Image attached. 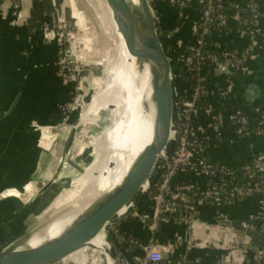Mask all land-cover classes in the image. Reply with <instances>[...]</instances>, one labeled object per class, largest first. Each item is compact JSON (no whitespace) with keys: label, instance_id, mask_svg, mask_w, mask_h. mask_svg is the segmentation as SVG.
I'll use <instances>...</instances> for the list:
<instances>
[{"label":"crops","instance_id":"1","mask_svg":"<svg viewBox=\"0 0 264 264\" xmlns=\"http://www.w3.org/2000/svg\"><path fill=\"white\" fill-rule=\"evenodd\" d=\"M190 1V5L184 8L186 11L183 10L175 19V8L169 0H150L158 30L161 33L160 30L167 29L162 35L170 42L167 49L175 56L185 53L187 41L190 40L189 26L195 18L191 13L196 10V1ZM226 1L238 6L249 0ZM253 1L264 8V0ZM74 3L72 0H17L15 3L0 0V247L11 243L24 245L33 228H37L35 233L41 230V235H44L47 231L43 229L48 227L52 218L48 213L56 211L59 200L71 203L77 198L74 194H65L70 189L68 186L78 183L76 179L82 178L81 172L86 169V163L93 165L101 153L99 150L94 155L93 146L87 145L81 135L75 136L73 133H61L57 155L49 152L52 139L50 132L62 116L60 107L72 96V84L63 83L57 75L55 17L75 19L82 28L83 37L87 38L84 39L87 46L84 56L100 59L99 51L93 47L96 40L94 31L90 36L85 29V25L90 27L91 24L76 13L78 8L73 7ZM72 9H75V16L71 13ZM262 12L245 69L233 72L231 77L232 91L221 97H206V103H212L214 108L223 113H232V109L240 107L247 110L249 117L253 115L250 118L253 123H258L262 117L260 113H264ZM232 27L229 34L223 35L220 30H216L212 37L220 41L224 48L241 51L247 45L248 38L239 28ZM104 78L100 80L103 86L107 81ZM225 81V76L218 71L208 73L210 88H222ZM75 118L76 113L72 112L69 120ZM226 122L223 121L220 133L221 143L215 145L212 140V149L209 151L211 160L220 165H230L264 151V128L259 132L236 136L233 131L229 132ZM87 173L92 176V170ZM86 182L89 186L88 179ZM46 184L48 186L41 191ZM61 185L66 189L59 188ZM146 202L144 199L139 203L141 210L150 209ZM258 202L256 195H253L217 206L221 213L217 216L211 215L208 209L210 214L199 211V215L205 217H225L230 221L229 224L201 221L207 225L197 223L188 230L184 224H180L179 231L176 229L175 233H169L164 229L160 236H169L171 239L166 241L178 243L173 247L171 256L177 258L178 255H185L193 264H264V249L247 248L244 244L248 241L245 233L232 227L233 218L256 211ZM132 212L121 218L128 221L132 217L137 225L131 229L138 238L146 240L150 235L153 236L154 229L143 226ZM158 223L155 229L159 228ZM214 239L218 240L217 244L213 242ZM82 252L74 257L79 260ZM127 254L132 257V254ZM163 261L155 264H170ZM63 264H72L71 259Z\"/></svg>","mask_w":264,"mask_h":264},{"label":"built area","instance_id":"2","mask_svg":"<svg viewBox=\"0 0 264 264\" xmlns=\"http://www.w3.org/2000/svg\"><path fill=\"white\" fill-rule=\"evenodd\" d=\"M11 1L15 3L14 0ZM148 1L150 3V0ZM199 1L202 2L201 10H198L197 18L189 26L191 40L186 44L185 53L175 56L164 43L172 65L175 121L169 147L162 153L161 160L148 180L143 194L144 199L150 203L148 205L153 217H144L136 211L131 214L150 230L155 229L156 222L160 220L156 216L158 208L169 211V220L177 222L182 218L186 220L189 227H194L197 223L206 226L207 224L201 221L184 218L180 213L185 211L191 215H199L197 204L220 206L256 195L259 208L249 212L239 222L249 239L250 233L259 235L264 232V185L256 180L255 176V173L259 172L258 178H261V173H264V153L255 154L249 164L241 165L239 169L237 168L238 172H235L228 165L213 162L209 157L208 149L212 140L216 139L218 145L221 143L220 133L224 120L230 122L234 135L243 136L251 132H259L261 128H264V115L258 121V127L255 128L245 112L239 110L232 113L220 112L212 103H206V97L208 95L221 97L232 91L231 77L233 72L245 69L247 56L253 49L258 21L262 11L264 14V8L253 0L238 6L228 4L226 0H198L196 3ZM169 2L181 8L191 3L190 0H169ZM244 6L251 14L250 18L243 15L246 9ZM232 11L234 13L227 15ZM228 21L232 26L236 24V27L248 38L247 45L241 51L224 48L217 40L205 41L207 33L213 34ZM53 22L57 31V75L63 83L72 84V96L69 101L61 105L62 116L50 132L52 139L49 151L52 155L58 150L61 133L73 131L76 136H80L89 128L91 122L90 104L85 90L90 79L84 71V62L81 59L83 48L79 46L81 28L76 20L65 16H56ZM211 39L214 38L211 37ZM205 46L208 50H203ZM210 71H218L225 76L224 87H209L208 73ZM176 79L179 80L177 86ZM200 102L204 103L203 107L199 106ZM72 112L76 113L73 121L69 120ZM200 113L203 114V118H199ZM186 173L189 174V178L178 180L179 175ZM240 173L245 178L243 184L235 179L236 174ZM147 218L150 221L146 220ZM111 230V240L107 241L104 247L109 251V255L101 248L103 244L100 241L97 248L92 246L91 252L87 249L83 250L86 255L83 264H128L113 243L114 240L120 243L115 234L117 231L115 224L112 225ZM105 236L106 234L103 238ZM128 242L140 251L131 257L136 264L157 263L163 259L167 263H173L169 258L172 246L168 241H160L150 235L146 240L132 237ZM213 242L217 244L218 240L214 239ZM77 260V257H72L71 263L78 264ZM174 263L188 264L184 256Z\"/></svg>","mask_w":264,"mask_h":264},{"label":"water","instance_id":"3","mask_svg":"<svg viewBox=\"0 0 264 264\" xmlns=\"http://www.w3.org/2000/svg\"><path fill=\"white\" fill-rule=\"evenodd\" d=\"M109 9L122 23L135 42L138 55L148 72L151 108L145 112L151 120V139L143 149L130 159L125 154L126 171L121 180L112 186L106 196L97 202L75 227H64L55 236L47 233L42 241L31 246L13 243L0 247V264H63L78 252L91 246L99 235L111 236V227L115 221L129 211H136L144 217L152 218L149 209L141 210L138 205H129L134 196L144 190L161 160V155L169 147L170 136L175 121V96L172 78V65L161 40L157 23L148 0H106ZM264 56V49L261 57ZM258 93L260 91L258 90ZM107 107L115 108L112 103ZM143 109V107H142ZM79 128V127H78ZM48 184L41 188L44 190ZM145 196H143L144 200ZM129 205V206H128ZM182 217L209 223H225V217H205L181 212ZM156 216L169 221L170 213L158 208ZM111 240V239H109ZM249 243L264 249V239L255 233L249 234ZM117 250L128 264H136L127 254L122 245L114 240ZM108 255L109 251L101 247Z\"/></svg>","mask_w":264,"mask_h":264},{"label":"bare ground","instance_id":"4","mask_svg":"<svg viewBox=\"0 0 264 264\" xmlns=\"http://www.w3.org/2000/svg\"><path fill=\"white\" fill-rule=\"evenodd\" d=\"M110 13L117 35V48L115 58L108 68L110 76L107 77L103 94L116 87L120 93V103L113 109L110 107L109 112L114 117L110 118L111 122L104 130L102 152L97 156L95 168L92 171L93 176H95H92L89 185L92 187V192L79 204L71 208L67 217L56 219L43 229V231L49 232V236H55L64 227H75L85 219L90 209L102 200L112 186L117 184L124 176L127 168L125 154L128 152L131 159L151 139V120L142 109L143 103L151 108L147 68L142 64L135 42L129 32L111 9ZM106 105L108 104L105 103ZM95 169L96 173H94ZM141 193H144L143 189ZM41 233L42 231L38 230L31 235L26 244L31 246L39 244L43 240L40 237ZM109 239V235L103 238V234H99L93 240L91 246L95 242L99 244L102 241L103 247H105ZM85 259L86 255L82 252L77 263L83 264Z\"/></svg>","mask_w":264,"mask_h":264},{"label":"rangeland","instance_id":"5","mask_svg":"<svg viewBox=\"0 0 264 264\" xmlns=\"http://www.w3.org/2000/svg\"><path fill=\"white\" fill-rule=\"evenodd\" d=\"M72 1L75 2L73 7L78 8L77 9L78 12L76 13H79V15H81L80 17L81 19H83V21L91 24L90 26L91 30L90 27L86 25H85V29L90 36L93 35L92 30L94 31L96 40L95 43L93 44V47L94 49H96V51H99V55H100V59L99 57L95 58L92 56H84V51L86 50L87 47L84 39L87 38L85 36L83 37L84 33H82V28L80 27L81 31L79 32V35L81 37L80 39L81 43L79 46L80 48L81 47L83 48L81 59L84 62V71L85 73H87L86 75H88L90 79L89 85L85 90L87 92V101H89L90 104L89 112L91 114L90 126L88 129L83 131V134L80 137L84 138V140L87 142V145L93 146V148L95 149L94 155H96V153L99 150L102 152L101 148L104 139L105 127L110 124L111 122L110 118L114 117V115H112V113L109 112L110 107H107V105L105 106V103H112V104L114 103L116 106L119 105L120 103L119 90L116 87H113L112 89L107 91L106 94H103L105 85L103 86V84L100 82L102 78L105 77L104 79H106L107 77L110 76L108 72V68L116 55L117 35L112 20V16L110 13V9L108 7L106 0H72ZM71 13L73 16H75V9H72ZM99 95H101L102 98H98ZM142 106L145 112L149 111V107H147L146 104L143 103ZM72 133L73 135H75L73 131ZM57 153L58 151L54 153V156L57 155ZM95 164H96V160L94 161L93 165L86 163V169L81 172L83 173L82 178L80 180H78L77 178L76 181L79 182L71 183V187L68 186V188L70 189L65 192V194L71 193L74 194V196L76 195L77 198H79V200L76 198L73 201H71V203L67 201L63 202L62 200L61 201L59 200L58 202L59 205L57 206L56 211L54 210L48 213V215L52 217L50 219L51 223L56 219L65 218V216L67 217L70 213V209L76 206L77 204H79L84 198H86L92 192V187L86 184L87 183L86 180L87 179L89 180V185H90L91 183L90 180L92 179L93 174L92 176H90V174L89 176H87L88 175L87 171L88 170L93 171L95 168ZM94 173H96V169ZM59 188L66 189V187H62V185L59 186ZM143 194L144 193H141V191H139L130 201L129 205H138L141 202V199H143L144 196ZM36 230L37 228L36 229L33 228V230L31 231L32 235L35 234ZM31 233H29L28 236H30ZM46 234L47 232L44 235H41L40 237H44ZM93 246L97 248L98 244H96L95 242ZM86 249L88 252H91L92 246H89Z\"/></svg>","mask_w":264,"mask_h":264},{"label":"trees","instance_id":"6","mask_svg":"<svg viewBox=\"0 0 264 264\" xmlns=\"http://www.w3.org/2000/svg\"><path fill=\"white\" fill-rule=\"evenodd\" d=\"M15 2H16V0H14ZM195 1H198V0H195ZM201 5H202V2H197L196 3V6H195V9L196 10H194L191 14L192 15H194L195 16V18H194V20L197 18V16H198V10L200 11L201 10ZM174 8H175V19H177V17H178V15L181 13V12H183V10L184 11H186L184 8H181V7H179L178 5H176V4H174V6H173ZM245 7V6H244ZM246 8V7H245ZM232 13H234V11H232V12H230V13H227V15H231ZM243 15L244 16H247V17H251V14H250V12H249V10L246 8L244 11H243ZM191 21V20H190ZM157 23V29H159V27H158V22H156ZM189 23V22H188ZM233 25L235 24V23H232ZM234 26H236V24L234 25ZM187 29H188V26H187ZM233 29V27L231 26V23L228 21L227 23H225L224 25H222L221 27H220V31H221V34H223V35H226V34H229L230 32H231V30ZM159 31V30H158ZM161 31V33H159V35H160V37H161V40L163 41V43H165V47L167 48L168 47V45L170 44V42L169 41H167L166 39H165V37H163V35H165L164 33H165V31H167V29H164V30H160ZM189 31H190V29H189ZM162 33H163V35H162ZM211 37H212V33L211 32H209V33H207L206 34V36H205V41H212V42H215L214 40L215 39H211ZM188 38L191 40V33L190 34H188ZM209 39H211V40H209ZM189 41H187V43H188ZM203 50H208V47L207 46H205L204 47V49ZM245 65H246V63H245ZM178 82H179V80L178 79H176L175 80V84H176V86H177V84H178ZM203 105H204V103H202V102H200V107H203ZM238 109L239 108H236V109H232V112H235V111H238ZM239 110H241L242 112H245V113H248V111L247 110H245V109H243V108H241L240 107V109ZM260 115L261 116H263L264 115V113H260ZM251 117H253V115H250ZM250 117V118H251ZM199 118H203V114L202 113H200L199 114ZM252 119V118H251ZM252 123V122H251ZM226 124V127H227V129L229 130V132L230 131H233V127L230 125V122H226L225 123ZM252 125H253V127H255V128H257L258 127V123H252ZM231 126V127H230ZM206 141V140H205ZM210 142V141H209ZM211 143L212 142H210V145H209V149H208V153H209V151L212 149L211 148ZM215 145L217 144L218 145V143H217V140L215 139L214 140V142H213ZM215 147H213V149H214ZM259 153H264V151H260ZM210 155V154H209ZM252 158H253V156L250 158V159H248V160H241V161H238V162H236V163H233V164H230V165H228V166H230L232 169H234V171L236 172H238V170H237V168L239 169V167H241V165H244V164H246V163H250L251 162V160H252ZM213 162H215V160H213ZM259 172H256L255 173V176H256V180H258V181H261L260 183L262 184V185H264V173H261V175H262V177L261 178H258V176H259ZM190 176H189V174L188 173H186L185 175H179L178 176V180H183V179H186V178H189ZM235 179H236V181L238 182V183H240V184H243L244 183V181H245V178L242 176V173H240V174H236V177H235ZM253 196V195H252ZM257 197V196H256ZM243 199V198H242ZM238 200H240V199H238ZM147 203V205L148 204H150V203H148V201L146 202ZM205 207V208H204ZM197 208H198V211H200V212H202V213H211V215H215V216H217V215H219V214H221L220 213V211H218V207H212V206H204L203 204H197ZM207 209L209 210V212L207 211ZM209 213V214H210ZM174 216V215H173ZM177 215H175V217H176ZM245 217V216H244ZM244 217H239V218H233L232 219V227L235 229V230H237V231H243V229H242V227L240 226V224H239V222H240V220L242 219V218H244ZM129 218V217H128ZM132 217H130L129 219L130 220H126L125 218H121V219H119V220H117V221H115V228H116V237H117V239L120 241V243H121V245H122V247L126 250V252L127 253H129V254H138V252H140L135 246H132L131 244H130V242H128V240L130 239V238H132V237H138L136 234H135V232H134V230H132L131 229V227H134L133 225H137V223L136 222H133L132 221V219H131ZM146 220H148V221H150V219H146ZM161 221V222H160ZM157 222H159L158 223V225H159V228H157V229H154V231H153V237L154 238H156V239H158V240H160V241H166V240H168V239H171V237H169V236H160L161 235V233H163V231H164V229H165V231H167V232H169V233H175L177 230L176 229H178V231H179V226H180V224L182 225V224H184L185 225V227L184 228H186L187 230L189 229V225L187 224V222H186V220H184V219H179L176 223H172L171 221H163V220H158ZM188 226V228H187V226ZM255 232V231H254ZM189 233V232H188ZM258 233V232H257ZM259 236H261L263 239H264V232L263 233H260L259 234ZM168 237V238H167ZM173 237H177V236H174L173 235ZM172 237V238H173ZM177 239H178V237H177ZM142 240V239H141ZM170 244H171V246H172V250H173V247L174 246H176L178 243H176V242H170ZM245 245H246V247L247 248H254V246L252 245V244H250L248 241H246V243H244ZM172 252V251H171ZM121 256V255H120ZM184 256V258L186 259V263H188V264H193L191 261V259L190 258H188V257H186L185 255H178L177 256V258L176 257H173V256H171L170 255V260H171V262H173V263H170V264H174V262L176 261V260H178V259H181L182 257ZM163 262H166V260L165 261H163ZM150 264H155V263H150Z\"/></svg>","mask_w":264,"mask_h":264}]
</instances>
